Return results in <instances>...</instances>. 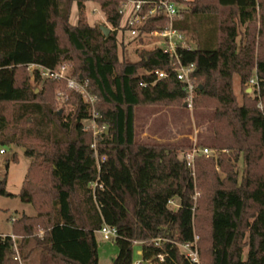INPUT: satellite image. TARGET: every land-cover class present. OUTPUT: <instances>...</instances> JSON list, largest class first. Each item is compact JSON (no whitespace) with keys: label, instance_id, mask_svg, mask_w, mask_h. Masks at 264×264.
Segmentation results:
<instances>
[{"label":"trees","instance_id":"trees-1","mask_svg":"<svg viewBox=\"0 0 264 264\" xmlns=\"http://www.w3.org/2000/svg\"><path fill=\"white\" fill-rule=\"evenodd\" d=\"M121 1L0 0V149L24 150L29 165L17 197L35 211L0 236V264H18L14 245L24 264H98L103 225L119 235L112 264H191L179 246L194 236L200 264H264V109L246 93L256 76L264 102V0H162L183 6L174 28L195 46L177 54L194 67L193 109L212 114V141L196 146L213 155L195 157L194 176L181 154L188 147L135 141V108L182 109L185 96L160 48L139 52L133 63L119 59ZM88 2L105 14L107 37L89 23ZM166 25L157 11L132 41L141 45L142 33ZM64 63L94 98V123L104 127L95 139L84 126L91 119L84 104L65 82L28 71ZM156 71L167 77L157 79ZM58 90L68 95L67 114L55 107Z\"/></svg>","mask_w":264,"mask_h":264},{"label":"rangeland","instance_id":"rangeland-1","mask_svg":"<svg viewBox=\"0 0 264 264\" xmlns=\"http://www.w3.org/2000/svg\"><path fill=\"white\" fill-rule=\"evenodd\" d=\"M93 7H97L95 6V3H86V13L88 16H91V10ZM176 8L182 11L183 6L176 5ZM89 20L91 25H99L111 29L110 24L106 22L104 13L98 12L97 15ZM69 22L72 25H75L77 22V8L75 4L71 7ZM132 40L133 39L128 38L123 41H128V49H123V45L118 48V56L120 60L133 63L139 60V52L143 50H151L154 46L158 48L161 47L160 41L157 39H146L141 44L144 47L139 46L137 41ZM189 45L192 48L195 46L191 43H189ZM67 65L69 66L70 71L71 65L68 63ZM33 87L35 88V93H38L40 85L37 84ZM233 91L239 99V102H241L242 95L240 94L239 83L236 77L233 79ZM58 93H61L64 98L68 97V95L66 93L64 94L62 90H58L55 94V107L58 111H63L64 107L65 114H67L71 111V107L63 106L65 100L57 99ZM146 109H148L149 112L139 111L136 116L135 141L137 143L159 144L161 143L160 139L164 140L163 143H168L171 139L176 141L177 137L178 142L176 143H179V145L181 144L180 147L184 148L189 142L187 139L188 135H191L193 143L201 145L209 143L211 133V112L207 110L196 111L193 109L192 105L191 107L186 106V108L178 109V116L176 118L173 117L172 122H168L172 127V129L168 130L167 123L162 121L160 118L161 115L156 118H152L151 116L153 115L150 113V111H155L156 109L167 108L151 107ZM91 125L92 123L90 120L84 121V126L87 127V129H90L92 133H96V138L100 132H98L99 130L96 125H94V127ZM4 150L5 153L0 155V182L5 180L4 194L0 195V234L9 235L12 230L13 220L18 219L22 215L29 217L35 216V211L29 204L22 203L17 197L28 169L29 159L23 154V151L20 148L9 147L4 148ZM211 155H213V152H211ZM13 157H15V160H13ZM96 240L98 264H112L113 260L117 256V249L113 245V242L103 240L98 234L96 235ZM133 245L135 250L139 249L140 244L134 243Z\"/></svg>","mask_w":264,"mask_h":264},{"label":"built area","instance_id":"built-area-1","mask_svg":"<svg viewBox=\"0 0 264 264\" xmlns=\"http://www.w3.org/2000/svg\"><path fill=\"white\" fill-rule=\"evenodd\" d=\"M145 5H151L152 7L148 9L147 13L141 14L142 8ZM157 11L162 12L167 20L166 28L161 31H151L149 33H142L141 36L146 39H157L160 41L161 47H159L165 54H167L173 60V66L171 72L174 74L175 79L181 85L182 91L184 93V103L186 106L191 107L193 98L195 96V85L191 78L193 71V65H184L181 63L177 51L179 49L188 48L186 43L184 33L174 28V22L178 17V10L176 6L168 1H158L154 3L141 1V0H122L118 9V14L121 16V22L119 25V33L126 34L129 38L135 39L139 35V29L143 27L146 18L148 16H153ZM28 71L33 73L37 71L42 79L49 80H61L66 84V89L69 92L75 93L80 101L84 104L87 114L90 116L91 126L94 127L95 113L93 109L94 98L90 96L86 90L87 84L83 80L76 79L70 76L69 66L67 64H61L55 69H46L38 65L28 66ZM157 79H163L167 77L165 72L159 71L154 72ZM251 95L257 100L256 108L261 112L264 109V102L259 96V87L256 76H253L247 83ZM67 98V97H66ZM61 93L57 94V99L66 100ZM87 128V127H85ZM104 127L98 132H102ZM93 138L95 139L96 133H93ZM95 150V142L92 145ZM5 153L4 149H0V155ZM196 156H202L204 159H209L211 155L210 149L206 147H197L196 143L185 152L182 153V157L186 162L187 167L191 170L192 176H194V159ZM105 158H101L100 161L103 162ZM168 205L177 207L175 200L171 199L168 201ZM98 235L105 241L114 242L119 239L117 230L114 227L103 225L97 232ZM197 237L194 236L193 241L187 244L180 245L179 248L182 251L184 257L191 264H200L198 258V252L196 247ZM154 245L159 244V240L152 241ZM13 251L15 254L14 260L18 264H24L21 260L17 247L13 246ZM157 259L162 261L163 257L158 256ZM132 264H145L142 260L136 259Z\"/></svg>","mask_w":264,"mask_h":264},{"label":"crops","instance_id":"crops-1","mask_svg":"<svg viewBox=\"0 0 264 264\" xmlns=\"http://www.w3.org/2000/svg\"><path fill=\"white\" fill-rule=\"evenodd\" d=\"M188 1H191V0H188ZM95 6H97V5L95 4ZM85 12H86V4H85ZM98 12L102 13V12L99 10V7L97 6V7H93V8H92V10H91V16H88L87 13H86V15L88 16V18H89V17L92 18V17H94L95 15H97ZM90 18H89V19H90ZM89 21H90V20H89ZM118 35H119V37H118ZM117 38H118V42H119V44H120L119 47H121V46L123 45V46H122L123 49H125V48L128 49V41H126V42H123V41H125V39H128L129 37H128L126 34H124V33L121 34V33L118 32V34H117ZM189 43H191V42H188V44H189ZM191 44H192V43H191ZM192 45H193V44H192ZM139 46L144 47L143 45H139ZM189 46H190V45H189ZM154 47H155V46H154ZM236 78H237L238 83H239V79H238V77H236ZM246 93H247V94H251L249 88H247ZM146 108H149V107H139V108H135V109H134V120H135V123H134V124H136V116H137V113H138L139 111H146V112H149V110L146 109ZM178 112H179L178 109H170V108H167V109H156L155 111H150V113L153 115V116H151L152 118H156V117H158V116L161 115L160 118H161L162 121H165V122L167 123V125H168V126H167V127H168L167 129H168V130H169V129H172L171 125H169L168 122H172L173 117L176 118V117L178 116ZM210 121H211V120H210ZM187 139H188L189 142H188V144L186 145V147H188V149H189L190 145L193 144V140H192L191 135H188V136H187ZM160 141H161V143H159V144H161V145H174V146H178V147L181 146V144L179 145V143H176V142H178L177 137H176V141L171 139L168 143H163L164 140H162V139H160ZM211 141H212V136H211V133H210V141H209L208 144H210ZM188 149H187V150H188ZM5 235H8V234H0V236H5ZM136 254H137V255H140V251H139V249H137Z\"/></svg>","mask_w":264,"mask_h":264},{"label":"water","instance_id":"water-1","mask_svg":"<svg viewBox=\"0 0 264 264\" xmlns=\"http://www.w3.org/2000/svg\"><path fill=\"white\" fill-rule=\"evenodd\" d=\"M99 29L101 30L102 35H103L104 37H107L108 34L110 33V29L107 28V27L100 26ZM79 80H82V76H79ZM183 108H186V104H185V103L183 104ZM61 112H62V111H58V115H60ZM22 151L24 152V150H22Z\"/></svg>","mask_w":264,"mask_h":264}]
</instances>
